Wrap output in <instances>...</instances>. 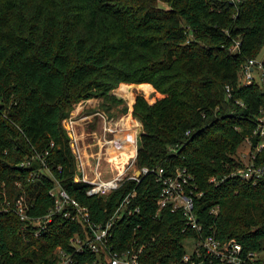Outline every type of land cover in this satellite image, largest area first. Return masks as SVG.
<instances>
[{
  "label": "trees",
  "instance_id": "trees-1",
  "mask_svg": "<svg viewBox=\"0 0 264 264\" xmlns=\"http://www.w3.org/2000/svg\"><path fill=\"white\" fill-rule=\"evenodd\" d=\"M236 40L240 48L233 51ZM263 47L264 0H242L238 8L228 0H0V202L25 195L35 216L52 207L53 179L39 154L96 221L106 220L135 183L107 196L87 195V184L73 178L75 156L63 121L76 103L93 97L111 112L125 103L112 90L135 83L146 94L164 95L154 103L137 95L134 115L144 130L137 165L162 166L167 174L186 167L203 192L194 211L205 233L261 252L264 178L231 173L244 167L241 145L247 140L255 148L260 140L254 131L264 83L240 78L243 64L260 57ZM254 162L264 167V148ZM161 190L155 175L144 177L131 201L139 210L114 227L116 248L133 240L147 244L140 264H172L195 236L183 231V211L168 206L157 214ZM78 230L56 218L48 233L35 236L15 212H1L0 259L49 264L56 247L69 249ZM77 258L78 264H107L92 252Z\"/></svg>",
  "mask_w": 264,
  "mask_h": 264
},
{
  "label": "built area",
  "instance_id": "built-area-1",
  "mask_svg": "<svg viewBox=\"0 0 264 264\" xmlns=\"http://www.w3.org/2000/svg\"><path fill=\"white\" fill-rule=\"evenodd\" d=\"M228 2L238 8L242 0H228ZM240 44V40H236L232 46L233 51H238ZM240 79L243 84H251L256 80L264 83V61L260 57L247 59L243 64ZM226 92L229 97L232 96L230 85L226 86ZM89 99L78 102L76 113L63 121L75 156L74 180L87 184V195L97 197L110 195L130 181L134 182L135 186L106 220L96 221L90 208L70 194L61 181L48 171L44 156L38 154L37 158L45 166L48 176L53 179V186L49 190L53 199L52 207L45 214L35 216L31 213V205L25 195H20L12 201L5 199L0 202V213L15 212L23 221V230L29 229L35 236L48 233L56 218L77 223L81 227V230L70 237L69 249L63 245L56 247L49 264H78L77 255L87 252L103 257L107 264H140L141 254L147 244L137 245L138 241L133 240L123 249L116 248L113 241L114 227L125 215L139 210V207L131 206V201L136 196L138 184L150 174L155 175L157 181L162 183V190L157 197V214L168 206L172 211H183L186 217L183 231L195 233V236L187 238L192 240L191 247L185 246L186 251L182 258L172 264L256 263L259 258L258 252L245 251L243 244L236 238L221 240L215 231L205 233L194 211L195 198L203 192L199 190L193 173L186 167H178L174 173L167 174L162 166L139 167L137 165L139 143L144 130L142 121L133 115L132 110L114 115L99 108L84 114L85 105ZM80 108L82 110L79 111ZM94 117L100 129L98 132L95 131L92 143L85 145L83 144L84 131L80 129L79 124L83 120ZM189 133L190 130L187 131V134ZM254 135L259 136L260 140L255 148H252L249 143L250 163L233 171L232 176L255 180L264 178V167L254 162L258 152L264 148V109L257 117ZM51 145L53 146L54 142ZM47 153L48 151L45 152ZM124 154L128 155L122 157ZM29 163L30 161L27 160L22 165ZM210 182H218L217 177L212 176ZM0 264H3L1 259ZM83 264L92 263L86 261Z\"/></svg>",
  "mask_w": 264,
  "mask_h": 264
},
{
  "label": "rangeland",
  "instance_id": "rangeland-1",
  "mask_svg": "<svg viewBox=\"0 0 264 264\" xmlns=\"http://www.w3.org/2000/svg\"><path fill=\"white\" fill-rule=\"evenodd\" d=\"M260 59H262L264 61V47H263V50L260 54ZM122 84V83H121ZM119 87L115 88L117 89V93L116 96L118 97H123L124 98V95L123 93L120 91V88L124 85V84H131V83H124L122 84ZM133 84V83H132ZM129 88H130V92L132 94V97L134 98V101L133 103H130V101L126 98L125 99V103H120L119 105H117L115 107L116 111L114 112H109L110 114H114V115H119V114H122V113H126L128 112V110H132L133 112V115H134V103L136 102V98H137V95L140 93L142 95H144L145 99L149 102V103H154L158 98H161L163 97L164 95L158 91L153 90L150 94H146L141 88H136V87H133V91H134V94H133V91H132V85H129ZM114 89V90H115ZM121 95V96H120ZM135 95V96H134ZM95 98H100V97H95ZM101 99V98H100ZM128 101V102H127ZM102 102V99L100 100V103ZM99 103V105H100ZM129 103V104H128ZM128 104V107L127 109H125V106ZM133 105V106H130V105ZM77 103L74 105L72 111L70 112V115H73L76 113L77 111ZM101 108V107H100ZM103 109V108H102ZM105 110V109H104ZM107 111V110H106ZM68 116V117H69ZM135 116V115H134ZM68 119V118H67ZM66 119V122L68 121ZM65 123V122H64ZM79 127L82 131H84L83 133V144L85 145H89L92 143L93 139H94V134H95V131L98 132L100 127L98 125V122L96 120V118H92L90 120L86 119V120H83L82 122H80L79 124ZM249 153H250V145L248 143V141L246 140L243 145H241V147L239 148V156L242 158L243 160V164H244V167L246 165H248L250 163V160H249ZM130 154V153H129ZM126 155L128 154H124L122 155V157H125ZM47 171V170H46ZM48 171H50L48 169ZM191 244H192V240L191 239H186L185 240V246L186 247H191ZM258 257L259 259L262 261V264H264V248L262 249L261 252H258Z\"/></svg>",
  "mask_w": 264,
  "mask_h": 264
},
{
  "label": "crops",
  "instance_id": "crops-1",
  "mask_svg": "<svg viewBox=\"0 0 264 264\" xmlns=\"http://www.w3.org/2000/svg\"><path fill=\"white\" fill-rule=\"evenodd\" d=\"M122 84H124V83H122ZM121 84V85H122ZM129 85H132L133 87H136V88H138V86H139V84H135V83H133V84H129ZM117 89H113L112 90V93H114V94H117V91H116ZM125 97V96H124ZM126 98V97H125ZM127 99V98H126ZM100 98H95V97H93V98H91V99H89L88 100V102L86 103V105H85V109H84V114H87V113H89V112H94L95 110H97V109H99L100 108V105H99V103H100ZM128 102V101H127ZM129 104V103H128ZM130 106H133L132 104L130 105ZM102 109V108H101ZM80 110H82L81 108L79 109V111ZM114 111H116V109L115 108H113L112 110H111V112H114Z\"/></svg>",
  "mask_w": 264,
  "mask_h": 264
},
{
  "label": "bare ground",
  "instance_id": "bare-ground-1",
  "mask_svg": "<svg viewBox=\"0 0 264 264\" xmlns=\"http://www.w3.org/2000/svg\"><path fill=\"white\" fill-rule=\"evenodd\" d=\"M120 91L123 93V95L130 101V103H133L134 98L132 97V94L130 92L129 84H124Z\"/></svg>",
  "mask_w": 264,
  "mask_h": 264
}]
</instances>
